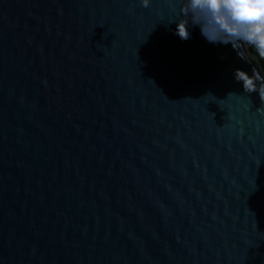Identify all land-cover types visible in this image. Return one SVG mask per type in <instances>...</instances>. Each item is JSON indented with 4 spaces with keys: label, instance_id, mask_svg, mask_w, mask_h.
I'll list each match as a JSON object with an SVG mask.
<instances>
[{
    "label": "water",
    "instance_id": "1",
    "mask_svg": "<svg viewBox=\"0 0 264 264\" xmlns=\"http://www.w3.org/2000/svg\"><path fill=\"white\" fill-rule=\"evenodd\" d=\"M180 7L0 0V264H264V75Z\"/></svg>",
    "mask_w": 264,
    "mask_h": 264
},
{
    "label": "clouds",
    "instance_id": "2",
    "mask_svg": "<svg viewBox=\"0 0 264 264\" xmlns=\"http://www.w3.org/2000/svg\"><path fill=\"white\" fill-rule=\"evenodd\" d=\"M149 4L140 0L141 7ZM169 23L176 24L174 35L182 41L190 38L189 27L197 26L209 43L231 44L234 49L248 45L264 58V0H181L179 18ZM233 75L245 93L257 92L264 99V78L255 70L252 76L239 69Z\"/></svg>",
    "mask_w": 264,
    "mask_h": 264
},
{
    "label": "trees",
    "instance_id": "3",
    "mask_svg": "<svg viewBox=\"0 0 264 264\" xmlns=\"http://www.w3.org/2000/svg\"><path fill=\"white\" fill-rule=\"evenodd\" d=\"M246 48H247V51H248V53L257 61V63L259 64V66H260V69H261V71H262V73H263V75H264V58H261L257 53H256V51L252 48V47H250V46H248V45H246Z\"/></svg>",
    "mask_w": 264,
    "mask_h": 264
}]
</instances>
